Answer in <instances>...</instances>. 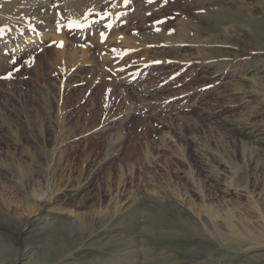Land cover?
I'll list each match as a JSON object with an SVG mask.
<instances>
[{
	"label": "rangeland",
	"instance_id": "374dc122",
	"mask_svg": "<svg viewBox=\"0 0 264 264\" xmlns=\"http://www.w3.org/2000/svg\"><path fill=\"white\" fill-rule=\"evenodd\" d=\"M48 9L0 52V264H264V0Z\"/></svg>",
	"mask_w": 264,
	"mask_h": 264
},
{
	"label": "bare ground",
	"instance_id": "6f19581e",
	"mask_svg": "<svg viewBox=\"0 0 264 264\" xmlns=\"http://www.w3.org/2000/svg\"><path fill=\"white\" fill-rule=\"evenodd\" d=\"M50 2H51V0H0V17H2V19H0V20H3V19L6 20V23H4L3 25L7 26V28L3 29V31L0 32V34H2L4 32L8 33L7 37L4 38V41L0 40V52H2L4 49H8V48H13V49L14 48H20L23 45L28 46L26 49V51H28L30 49V47L33 48V47H35V45H37V42L42 41L41 38L44 36L45 31H47L51 27V24L53 25V23H59V21H60L59 16H57L56 14H53L51 11H48ZM63 16H69V15L66 13H63ZM80 23L79 24L82 25V27H88L91 29L94 27V25H92V24H95L96 20L94 21L93 19H85V20H82ZM97 24L98 23H96V25ZM88 28L78 29V30L85 31ZM32 40H34V41H32ZM131 92L133 93V95H136V96H138V95L142 96V95L146 94V92H144L142 94H138V93L134 92L133 90H131ZM132 113H134V111H131L130 114H132ZM10 159H11V155H10ZM4 163L2 161V158L0 157V166ZM5 168L6 169H3L5 171L8 170L9 172H11L10 170H12V166L8 165V164L5 165ZM162 202H164L165 204H168V206H170L166 200L165 201L162 200ZM174 206H176V205H174ZM31 224H32V222L27 224V225L25 224V226H26L25 228L27 229ZM195 225L197 226L198 224L195 223ZM258 229L262 230V228H259V227H258ZM256 235H257L256 238H252L250 236L248 237L252 241L249 243V246H248V248H246L244 253L246 254L249 252L251 256H248V257H252V258L256 257L254 259H257V261H259L258 260L259 257H257V256L261 257L264 255L261 253H258V252L255 253L254 250H256V249L253 250V248H261L263 250L264 244H262V242L259 241L260 239L257 240L258 237H261V235H258L257 233H256ZM90 236L91 237H89L88 242L93 244V243H96L97 241H99V239L101 237V233L95 231L92 235L90 234ZM219 249H221V247ZM252 251H254V252H252ZM119 254H121V252ZM222 254H223V257L230 258L231 257L230 254H232V253L227 249L225 250V247H224ZM233 256H234V253H233ZM115 258L117 259V257H115ZM136 258H138V257H136ZM230 259H232V258H230ZM143 260H145V259H143ZM92 261H93V264L97 263L95 258H93ZM260 261H261V259H260ZM99 262H101V260ZM104 264H117V260H110L108 262L106 261V262H104ZM214 264H222V263L220 261H217L216 263L214 262Z\"/></svg>",
	"mask_w": 264,
	"mask_h": 264
},
{
	"label": "snow or ice",
	"instance_id": "6c2138e0",
	"mask_svg": "<svg viewBox=\"0 0 264 264\" xmlns=\"http://www.w3.org/2000/svg\"><path fill=\"white\" fill-rule=\"evenodd\" d=\"M130 2V0H124V3L125 4H128ZM150 2H151V0H150ZM69 27H73V28H79V27H82V25H80V24H78L77 22H75V21H69ZM109 27H110V25H109ZM3 31V29H0V32H2Z\"/></svg>",
	"mask_w": 264,
	"mask_h": 264
}]
</instances>
